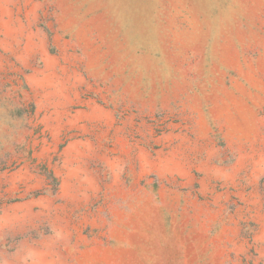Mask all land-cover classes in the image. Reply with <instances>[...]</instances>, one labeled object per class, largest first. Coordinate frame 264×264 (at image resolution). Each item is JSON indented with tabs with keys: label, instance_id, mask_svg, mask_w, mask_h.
Instances as JSON below:
<instances>
[{
	"label": "rangeland",
	"instance_id": "1",
	"mask_svg": "<svg viewBox=\"0 0 264 264\" xmlns=\"http://www.w3.org/2000/svg\"><path fill=\"white\" fill-rule=\"evenodd\" d=\"M0 264H264V0H0Z\"/></svg>",
	"mask_w": 264,
	"mask_h": 264
}]
</instances>
